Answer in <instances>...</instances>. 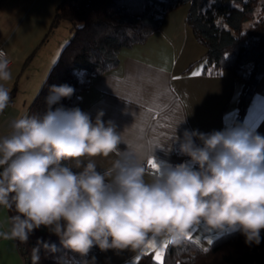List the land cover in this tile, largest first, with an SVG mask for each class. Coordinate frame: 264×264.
<instances>
[{
    "label": "clouds",
    "instance_id": "9594fccd",
    "mask_svg": "<svg viewBox=\"0 0 264 264\" xmlns=\"http://www.w3.org/2000/svg\"><path fill=\"white\" fill-rule=\"evenodd\" d=\"M10 64L0 50V114L11 99ZM73 92L67 84L52 85L46 112L13 120L11 134L0 137V208L16 213L0 238L26 244L43 228L81 257L94 246L136 251L150 236L180 245L193 228L217 237L240 232L246 245L261 243L264 136L237 126L185 130L180 140L177 126L186 115L170 138L179 140V154L189 160L172 165L154 156L163 144L130 150L114 122L102 119V110L94 120L78 107L53 110ZM121 143L127 151L119 150ZM112 157L109 167L97 170L96 158ZM149 160H155V170ZM41 247L57 250L38 239L32 264H39Z\"/></svg>",
    "mask_w": 264,
    "mask_h": 264
},
{
    "label": "crops",
    "instance_id": "0c3cea01",
    "mask_svg": "<svg viewBox=\"0 0 264 264\" xmlns=\"http://www.w3.org/2000/svg\"><path fill=\"white\" fill-rule=\"evenodd\" d=\"M61 2L0 0V48L9 55L12 73L6 87L10 93L15 90L10 96L14 104L0 114V137L11 134L13 120L28 116L32 101L71 37V25L67 27V21L50 33ZM188 11L189 6L175 9L144 44L123 49L119 66L93 77L75 106L89 113L93 120L102 110L105 113L102 119L114 122L117 133L123 135L130 150L151 151L156 142L163 144L154 150V156L172 165L189 160L179 154V140L170 138L175 125L187 115L177 126L180 140L185 130L210 133L232 128L242 87L231 70L219 74L204 72L202 58L206 47L196 40L187 23ZM239 127L264 136V78ZM125 143L118 146L121 152L128 150ZM96 159L97 170L102 172L114 157ZM72 170L80 171L74 167ZM3 214L9 216L8 209L0 208V230L7 231ZM188 234L191 239L185 238L203 249L209 247V240L217 237L201 228H193ZM150 240H153L151 236L136 251L99 249L87 261L89 264H127L143 253L151 252L155 256L147 247ZM165 241L154 238L157 248ZM0 264H25L16 240L0 238Z\"/></svg>",
    "mask_w": 264,
    "mask_h": 264
},
{
    "label": "trees",
    "instance_id": "16d2710c",
    "mask_svg": "<svg viewBox=\"0 0 264 264\" xmlns=\"http://www.w3.org/2000/svg\"><path fill=\"white\" fill-rule=\"evenodd\" d=\"M183 6H189L186 21L196 40L206 47L202 58L204 72L219 74L231 70L241 82L233 127L240 126L264 78V0H62L50 33L67 21L71 37L32 101L28 116L46 112L52 85L67 84L74 89L70 98L53 104V110L74 108L93 77L117 68L123 49L144 44L161 28L170 12ZM8 212L9 217L16 214L14 210ZM261 237L259 245L248 246L240 232L222 235L212 240L207 251L185 238L182 244H171L166 249L164 264H264V232ZM38 239L57 249L50 253L41 247L39 264H83L99 251L94 246L86 257H81L41 228L28 243L16 241L25 264H32V248ZM127 264L156 261L149 252Z\"/></svg>",
    "mask_w": 264,
    "mask_h": 264
},
{
    "label": "snow or ice",
    "instance_id": "6c2138e0",
    "mask_svg": "<svg viewBox=\"0 0 264 264\" xmlns=\"http://www.w3.org/2000/svg\"><path fill=\"white\" fill-rule=\"evenodd\" d=\"M197 74H199V73H197ZM155 146L156 147L159 146V143L156 142ZM148 166L155 170L156 167H157L155 160H149L148 161ZM187 236H188L189 239H191V236L189 234H187ZM211 242L212 241L209 240V243H211ZM170 244H171V241L166 240L161 247L157 248L155 243H154V238H153V240H150V242L147 245V247L155 252L154 259L156 261V264H164V252H165V249ZM204 250L207 251V249H204ZM145 254H147V253H145Z\"/></svg>",
    "mask_w": 264,
    "mask_h": 264
},
{
    "label": "rangeland",
    "instance_id": "374dc122",
    "mask_svg": "<svg viewBox=\"0 0 264 264\" xmlns=\"http://www.w3.org/2000/svg\"><path fill=\"white\" fill-rule=\"evenodd\" d=\"M69 22H66V26L68 27L69 26ZM67 27H65L64 29H65V31H66V29H67ZM63 29V28H62ZM63 33H64V30H63ZM67 34H69V37H70V32H69V29H68V31H67ZM3 216V224H5L7 227H8V229H9V227H10V225H9V216L8 215H5V217H4V214L2 215Z\"/></svg>",
    "mask_w": 264,
    "mask_h": 264
},
{
    "label": "built area",
    "instance_id": "2783aa9c",
    "mask_svg": "<svg viewBox=\"0 0 264 264\" xmlns=\"http://www.w3.org/2000/svg\"><path fill=\"white\" fill-rule=\"evenodd\" d=\"M0 50H3V51H5L6 53H7V51L4 49V48H0ZM7 55H8V53H7ZM8 57H9V55H8ZM10 59V58H9ZM14 104V102L12 101V100H10V103H9V105H13Z\"/></svg>",
    "mask_w": 264,
    "mask_h": 264
}]
</instances>
